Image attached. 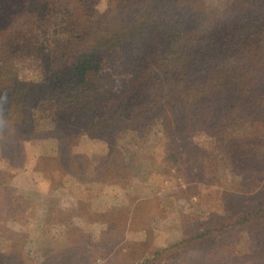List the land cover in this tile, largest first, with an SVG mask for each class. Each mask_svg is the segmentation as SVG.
<instances>
[{
    "label": "rangeland",
    "instance_id": "1",
    "mask_svg": "<svg viewBox=\"0 0 264 264\" xmlns=\"http://www.w3.org/2000/svg\"><path fill=\"white\" fill-rule=\"evenodd\" d=\"M62 1L0 0V264H264V82L230 123L210 105L135 111L152 98L151 66L128 45L100 62L114 89L104 120H84L48 83H73V60L99 44L94 15L116 0ZM179 1L151 10L179 20ZM247 1L186 6L187 32L200 28L194 13L212 20L202 55L221 59L230 38L243 40L257 14ZM25 82L31 96L17 103L12 88Z\"/></svg>",
    "mask_w": 264,
    "mask_h": 264
},
{
    "label": "trees",
    "instance_id": "2",
    "mask_svg": "<svg viewBox=\"0 0 264 264\" xmlns=\"http://www.w3.org/2000/svg\"><path fill=\"white\" fill-rule=\"evenodd\" d=\"M192 1L180 0L178 3L181 8L186 9ZM158 2L160 3L161 0H116L108 10L94 15L100 31L97 48L94 51L84 52L73 60L70 66L72 84L61 86L59 81L53 78V81L48 83V91L52 94L58 93L70 100L74 99L73 103L77 105L76 108L81 112L84 120L96 116L104 120L106 114L100 107L104 97L112 95L114 89L111 88L110 79L107 77L111 74V70L110 72L104 70L100 62H105L107 56H112L129 45L132 47V58L140 60L142 54H148L146 62L151 66L148 71V83L150 81L152 98L143 107L134 104L135 111L151 110L161 101L171 106L173 103L181 102L188 109L199 111L203 106H216L218 108L216 114L218 116L222 114L221 118H218L219 122L230 123L236 119L237 117L230 112L234 110L237 113L241 106L245 107L243 105L246 103L245 100L250 96L253 97L251 94L263 83L257 84L264 82V13L261 14L264 8H260L258 2L254 3L253 0L244 3V7L252 6L258 15L252 14L254 17L247 26V32L242 34L243 40L230 38L229 47L220 59L210 54L204 56L198 51L203 27L205 23L212 21L209 20L210 18L204 20L202 19L204 15L194 13L193 21L199 22L200 28L187 32L185 26L189 21L185 19V9L179 20L171 21L163 12L151 10ZM103 20L107 22L104 23ZM106 24L108 28H105ZM248 33L251 35L246 36ZM27 34L28 32L25 31L26 36ZM61 44L60 42L59 46ZM205 44L203 47L210 51L218 52L222 48L217 45L218 40L209 43L206 40ZM28 45L27 42L22 43L25 51L40 49V46L31 48ZM20 46L12 47L17 49ZM61 55L66 56L67 50L61 49ZM99 56L102 59L97 60ZM241 62L244 64L241 65ZM30 84L33 83L25 82L13 86L12 100L20 103L25 101V97L29 98ZM34 87L36 88V85ZM161 89L167 91L168 95L161 98L162 100H157ZM71 95L76 96V99ZM255 99L258 107L264 102L260 97ZM222 102L225 103L221 105ZM242 114L244 115V110ZM247 116L248 114L244 115ZM205 236V232H198L196 239H203Z\"/></svg>",
    "mask_w": 264,
    "mask_h": 264
}]
</instances>
